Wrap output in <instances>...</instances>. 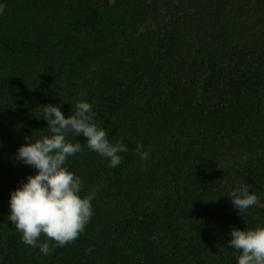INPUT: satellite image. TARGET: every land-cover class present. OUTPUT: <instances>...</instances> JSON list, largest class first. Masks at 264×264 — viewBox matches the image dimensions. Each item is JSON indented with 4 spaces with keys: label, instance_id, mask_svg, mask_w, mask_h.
I'll return each instance as SVG.
<instances>
[{
    "label": "trees",
    "instance_id": "1",
    "mask_svg": "<svg viewBox=\"0 0 264 264\" xmlns=\"http://www.w3.org/2000/svg\"><path fill=\"white\" fill-rule=\"evenodd\" d=\"M0 4V264H237L229 233L264 214V0ZM81 100L129 150L110 167L67 136L80 195L99 191L84 232L46 256L8 220L36 174L15 156L51 135L43 106L67 118ZM239 185L259 198L245 217L228 197Z\"/></svg>",
    "mask_w": 264,
    "mask_h": 264
},
{
    "label": "clouds",
    "instance_id": "2",
    "mask_svg": "<svg viewBox=\"0 0 264 264\" xmlns=\"http://www.w3.org/2000/svg\"><path fill=\"white\" fill-rule=\"evenodd\" d=\"M5 5L0 4V14ZM75 112L65 118L60 107L48 104L42 107L43 119L51 135L42 138L25 137L15 159L36 170L27 177L20 187L10 193L8 220L20 234L22 242L30 247H38L44 255L55 248L75 242L94 214L92 201L99 189L80 195L83 187L81 178L65 165L68 158L82 151L81 143L67 140L69 134L86 137V146L101 157L108 159L110 167L122 163L121 152H128L122 142L111 143L106 129L97 125L96 113L89 102L83 100L75 104ZM142 160L149 158L143 144L137 142L134 149ZM248 185H239L229 193V198L237 214L245 217L249 209L259 203L258 196L249 192ZM228 248L234 250L237 264H264V227L240 230L233 228ZM43 236V242L41 237ZM94 251V246L85 249Z\"/></svg>",
    "mask_w": 264,
    "mask_h": 264
},
{
    "label": "rangeland",
    "instance_id": "3",
    "mask_svg": "<svg viewBox=\"0 0 264 264\" xmlns=\"http://www.w3.org/2000/svg\"><path fill=\"white\" fill-rule=\"evenodd\" d=\"M256 215H255V217H256ZM255 219H253L254 222L258 221V223H254L256 226L255 228L264 227V214H261V216L258 215V217H256ZM255 228H253V229H255ZM192 264H196V262L194 261Z\"/></svg>",
    "mask_w": 264,
    "mask_h": 264
}]
</instances>
